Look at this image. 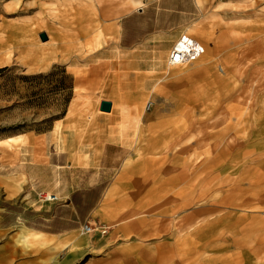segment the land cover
I'll list each match as a JSON object with an SVG mask.
<instances>
[{
	"label": "rangeland",
	"instance_id": "rangeland-1",
	"mask_svg": "<svg viewBox=\"0 0 264 264\" xmlns=\"http://www.w3.org/2000/svg\"><path fill=\"white\" fill-rule=\"evenodd\" d=\"M145 1L143 8H145ZM45 2L46 0H0V31L12 23L31 25L34 23L39 26L43 24L41 28L35 27L30 44L17 46L23 49L24 53H20L16 48L11 62L0 66V141L11 137L23 136L22 138H24L25 135L44 134L51 128L54 121L60 119L67 111L74 92L73 108L80 110H84L87 106L90 107V104L96 100L107 98L114 102L115 109L125 103V96L121 92L119 84L120 71L117 68L118 73L113 75L108 59L103 58L110 51L119 55L116 46L117 40L109 41V44L92 55L81 56L76 52H70L68 48L58 49L53 54L49 46L44 44L51 41L45 24L50 21V26L58 28L59 25L56 21L49 20V6L45 5ZM219 5L222 7L218 8ZM198 6L202 8L204 19L198 23V28L187 33L205 45L206 53L204 55L214 52V57L216 56L217 60L232 61L236 70L244 71L248 66V58H253L254 39L264 31V1L205 0ZM124 16L118 15L115 19L109 20L107 24L117 23L119 25ZM217 19L220 21L219 24ZM221 31H228L231 34L237 32L241 35L242 40L229 36L222 42L218 40ZM41 34H46L48 40L42 41ZM35 46L41 47L43 50H37L38 47ZM30 49H35V52L25 57ZM121 59L117 58V67L120 65ZM196 62L188 64L185 69L191 70L199 67L201 72L199 74L204 76L206 62L200 64ZM100 64H106L105 71L96 77L90 75V71ZM74 67L80 68L72 69ZM179 69L181 68L178 66L169 67V69H165L164 73L152 79L154 83L160 84V95L151 93L143 95L140 103L143 114L141 118L153 117L156 121H172L183 116V113L180 114L173 104L175 103L174 95L179 91L177 85L182 77L176 75L180 71ZM76 71L79 72L75 73ZM197 81L199 80L193 79L188 86ZM76 87L77 92L74 91ZM149 101L153 102V107L148 112L146 104ZM156 128L152 125L148 128L142 127L140 136L134 143V153L143 150L144 156L139 159H129V165L120 169L115 176H110L111 180L108 181L110 184L121 179V190L118 196H125L127 203L123 210V218L119 223L116 221L110 224H93L96 230L89 234L81 232L79 227L77 231L79 236L88 239L91 244V248L84 247V259L79 264H115L118 262L115 256L118 252L124 255L119 260L123 264H138L140 254L166 243L165 259L172 261L177 257L175 238L177 235L183 234L180 233L182 224L180 220L189 210L176 214L171 211L166 217L158 214L164 202V193L162 190L156 189L159 188L158 185L149 184L147 177L149 175H152V178L161 176V179L165 180L166 175L169 178L180 170L174 168L176 167L174 153L170 152L167 158H162L159 154V150L155 147ZM192 128L193 148L179 156L193 161L206 153L207 158L195 179L186 186L173 189L171 208L174 209L173 204L182 198L179 192L183 188H186L184 191L186 197L190 198L193 188H199L201 185L208 184L211 189L219 184L224 185L225 189L238 186L237 201L256 200L255 202H257L260 200L261 202L257 208H253L255 211L253 214L258 218L256 235L260 240H264V196L258 195L257 190L249 185V181H239L242 165L249 162V159L255 154V148L251 144H246L242 137H237L235 132H230L222 137L220 133L222 126H202L194 123ZM233 142L234 145H237L234 149L225 148ZM42 147L43 151L40 154L36 145H23L21 142L12 143L10 147H0V207L4 206L7 211L2 215L4 213L11 217L14 215L15 218L14 223L9 222L13 226L9 230L23 229L28 226V222L35 224L38 229L60 224L61 219L58 217L57 205L62 201L54 204H42L39 202L38 195L40 192L51 193L45 188L49 189L62 184L57 182L56 174L52 170L49 175H37V180L34 179L35 169L27 163L35 148L38 160L45 162L47 149L44 144ZM261 154L264 157V152ZM208 177H212V179L210 180ZM29 182L37 185V188H42L31 199L29 207L21 201L15 202L9 199L12 194L11 190L14 188L24 190L30 184ZM77 186H81V181L74 183V187ZM195 207L194 210L198 209L199 205ZM150 213L151 217L158 221L148 226L146 222L142 221L152 220L149 217ZM101 227H111L112 229L110 233L102 237L99 229ZM46 229L53 231L49 228ZM102 242L106 245L101 247L99 244ZM258 256L260 262L263 263L264 244L262 243H260ZM55 260L61 264H78L77 260H74L69 254V250L62 252Z\"/></svg>",
	"mask_w": 264,
	"mask_h": 264
},
{
	"label": "bare ground",
	"instance_id": "bare-ground-1",
	"mask_svg": "<svg viewBox=\"0 0 264 264\" xmlns=\"http://www.w3.org/2000/svg\"><path fill=\"white\" fill-rule=\"evenodd\" d=\"M197 2L201 5L205 0ZM44 4L49 6V20H54L59 25L58 28L50 26V21L45 24L51 41L44 44L49 46L53 54L58 49L68 48L70 52L83 56L98 52L109 44V41H116L119 25L107 22L118 15L124 16L142 8L144 0H46ZM221 7L219 5L218 8ZM217 23H220L219 19ZM42 25H6L0 31V66L11 62L16 48L20 53H24L23 49L17 46L30 44L35 27L41 28ZM229 36L242 40L237 32L231 34L228 31H221L218 40L224 42ZM253 44V58H248V66L244 71L236 70L232 61L217 60L214 52L207 53L196 62H206L204 76L199 74V67L188 70L185 68L189 63L178 65L181 69L176 75L182 77L178 82L179 91L174 95L173 104L183 116L155 124V147L162 158H167L170 152L174 153V168L180 171L173 173L169 178L166 175L165 180H162L161 176L152 178V175L147 179L149 184L158 185L159 188L156 189L164 193V202L158 212L160 216L166 217L171 211L173 214L189 211L180 220V233L183 234L175 238L177 257L172 261L165 259L166 243L140 254L138 264H264L258 256L260 243L264 244V240H260L256 235L258 218L253 214V208H257L261 202L237 201L238 186L225 189L224 185L219 184L211 189L205 184L199 188L194 187L190 198L186 197V188H183L179 192L182 198L173 204L174 209L171 208L173 189L186 186L195 179L207 158L206 153L193 161L179 156L193 148L194 123L202 126H222V137L235 132L237 137H242L246 144L255 148V154L249 162L242 165L239 181H249V185L257 190V194L264 196V157L261 154L264 152V141L256 144L264 140V31L255 37ZM38 49L43 50L41 47ZM34 50H28L25 57L35 52ZM106 67V64H100L90 71V75L96 77L103 73ZM193 79L199 81L188 86ZM75 91H78L77 87ZM156 91L159 94L160 89ZM140 99V96H135L136 102L141 103ZM94 104L98 105L99 101L96 100L90 105ZM96 114L95 110L90 111L91 118ZM17 142L33 143L32 140H23L19 136L0 141V147H10L12 143ZM232 144L225 148L232 150L237 146ZM35 145L39 154L42 153L43 144L38 142ZM197 205L198 209L194 210ZM149 215L152 220L142 221L148 226L158 221L151 217V213ZM22 230L23 233L17 242L25 249L51 248V254L56 255L65 247H69V253L82 250L83 246L91 248L90 241L80 237L77 232L60 241L24 228ZM115 256L118 260L115 264H123L119 260L124 255L118 252Z\"/></svg>",
	"mask_w": 264,
	"mask_h": 264
},
{
	"label": "crops",
	"instance_id": "crops-1",
	"mask_svg": "<svg viewBox=\"0 0 264 264\" xmlns=\"http://www.w3.org/2000/svg\"><path fill=\"white\" fill-rule=\"evenodd\" d=\"M145 2V8L134 10L120 20L116 41L119 55L110 51L103 57L108 59L113 75L118 73L117 68L120 71L119 84L125 103L115 109L114 102L107 98L100 100L98 105H90L80 110L73 108L74 92L65 116L54 121L47 132L37 136L25 135L24 138L20 136L23 140L33 141L23 145L41 142L47 149L44 163L38 160L36 148L27 162L35 169L34 179L37 180V175H49L52 170L56 174L57 182L62 184L45 188L62 201L57 205L58 217L61 219L59 226H46L53 230L50 231L46 228L38 229L35 224L28 222L24 229L63 241L76 233L79 227L84 232L83 227L86 224L93 226L98 223H119L123 218L127 203L125 196H118L121 179L110 184L108 181L111 180L110 176H115L120 169L129 165V159L144 156L143 150L134 153V143L140 136L142 127L148 128L160 123L153 117L141 118V105L136 102L135 96L142 99L144 94L158 95L156 89H160V84L154 83L152 79L172 67L168 64V59L174 45L183 34L198 28V23L204 19L197 0ZM117 58H122L118 67ZM76 68L80 67L72 69ZM103 101L111 102L110 112L101 111ZM92 110L97 112L94 118L89 115ZM78 181H81V186L75 188L74 183ZM29 183L24 190H11L9 199L21 201L29 207L31 199L37 195L38 190H42L32 182ZM0 210V264H61L55 259L69 250V247L56 255L51 254V248L25 249L17 242L23 233L22 228L9 230L13 227L9 222H15L14 215H2L6 211L4 206ZM106 228L110 233L112 228ZM104 244L102 242L99 245L102 247ZM69 254L79 264L84 259V246L82 250L78 249Z\"/></svg>",
	"mask_w": 264,
	"mask_h": 264
},
{
	"label": "built area",
	"instance_id": "built-area-1",
	"mask_svg": "<svg viewBox=\"0 0 264 264\" xmlns=\"http://www.w3.org/2000/svg\"><path fill=\"white\" fill-rule=\"evenodd\" d=\"M206 53V48L193 37L188 34H183L176 42L169 56L168 64L170 66H178L184 63H194L198 61ZM153 107V102L149 101L146 104V111H150ZM39 202L42 204H54L60 201L56 194L48 192H40L38 195ZM100 235L105 236L108 233V228L101 227ZM96 230L92 225H84L83 231L89 234Z\"/></svg>",
	"mask_w": 264,
	"mask_h": 264
},
{
	"label": "water",
	"instance_id": "water-1",
	"mask_svg": "<svg viewBox=\"0 0 264 264\" xmlns=\"http://www.w3.org/2000/svg\"><path fill=\"white\" fill-rule=\"evenodd\" d=\"M41 39L42 41H47L48 40V36L46 34H41ZM101 111L103 112H110L111 109H112V104L111 102H108V101H103L101 103V107H100Z\"/></svg>",
	"mask_w": 264,
	"mask_h": 264
},
{
	"label": "trees",
	"instance_id": "trees-1",
	"mask_svg": "<svg viewBox=\"0 0 264 264\" xmlns=\"http://www.w3.org/2000/svg\"><path fill=\"white\" fill-rule=\"evenodd\" d=\"M65 114H66V112L64 113V115H63L61 118H63V117L65 116ZM61 118H60V119H61Z\"/></svg>",
	"mask_w": 264,
	"mask_h": 264
}]
</instances>
